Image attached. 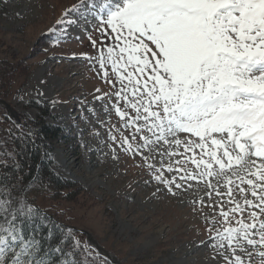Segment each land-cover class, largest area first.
Masks as SVG:
<instances>
[{"label":"rangeland","instance_id":"obj_1","mask_svg":"<svg viewBox=\"0 0 264 264\" xmlns=\"http://www.w3.org/2000/svg\"><path fill=\"white\" fill-rule=\"evenodd\" d=\"M102 2L97 0V4ZM81 3L82 0H0V61L17 65L24 60V73H28L12 86V96L6 99L0 96L14 110L18 121L10 118L3 104L0 107L32 135L36 136L43 124L62 129L55 141L50 142L42 134L37 143L56 174L84 189V195L74 199L76 205L59 201H48L46 205L54 208L61 204L68 211L67 225L78 229L75 239L83 248L88 245L95 249L88 241L89 233L122 264H227L224 256L231 248L223 239L224 229L239 227L237 221L241 219L250 222L246 219L247 211L231 213L234 204L229 203V186L223 177L219 178L218 187L222 197L206 186L210 181L215 187L216 178L181 180L182 176L203 168L197 169L191 163L192 158H201L202 149L185 151L184 142L198 140L197 137L182 133L169 136L172 143L157 142L159 130L151 121L141 118L130 125L125 122L136 113L114 95L123 87L107 60V47L115 43H108V37L112 39L115 34L107 35L111 30L101 25L99 18L84 17L87 3L73 10L74 5ZM61 20L62 23H57ZM102 31L105 35H101ZM105 45L106 64L101 68L96 50L101 52L98 47ZM124 84L127 85V80ZM130 88L124 91L131 99ZM32 102L43 108L31 106ZM47 105L50 114L43 111H47ZM115 107L127 113L124 119ZM145 138L149 143H145ZM174 139H180L181 145L177 146ZM203 158L209 159L206 155ZM169 166L172 172L168 171ZM218 168L213 164V171ZM160 174L167 180L174 179L181 187L157 181L155 177ZM232 180V198L244 207L236 188L240 181L235 177ZM30 185L26 190L25 184L5 189L0 183V225L8 226L5 221L8 213L4 212L8 205L4 202L12 201L9 212L25 200L31 205L37 203L44 192H35ZM221 207L229 212L227 220L220 215ZM257 251L264 248L258 245L251 261L246 254L239 251L237 254L245 264H259Z\"/></svg>","mask_w":264,"mask_h":264},{"label":"snow or ice","instance_id":"obj_2","mask_svg":"<svg viewBox=\"0 0 264 264\" xmlns=\"http://www.w3.org/2000/svg\"><path fill=\"white\" fill-rule=\"evenodd\" d=\"M84 3L88 5L84 17L99 18L111 30L107 35L115 34L114 46L107 47V60L123 87L114 95L136 113L125 122L151 121L159 130L157 142L172 143L168 137L182 133L198 138L186 140L185 151L202 149L201 158H192L191 163L203 168L181 180L216 178L215 187L210 181L206 186L222 197L218 187L223 177L229 186V203L234 204L231 213L247 211L250 221L241 219L239 227L224 229L223 239L231 248L224 260L245 264L239 251L251 261L257 246L264 248V219L260 218L264 217V0H103L100 4L82 0L73 10L83 8ZM96 59L104 68L103 52ZM128 86L131 99L124 91ZM115 111L121 119L127 115L120 107ZM145 143H149L147 138ZM174 143L179 146L182 141L174 139ZM213 164L219 166L217 171ZM168 171L173 168L169 166ZM232 177L240 181L236 188L244 207L232 198ZM155 179L181 187L163 174ZM4 203L8 205L4 208L8 226L0 225V264H78L68 259L73 252L65 250L68 240L73 241V251L81 247L74 229L54 224L63 238L53 246L52 229L47 238L39 235V227H46L43 222L50 219L43 210L25 200L9 212L12 201ZM220 215L227 220L229 212L221 207ZM256 255L259 264H264V251Z\"/></svg>","mask_w":264,"mask_h":264},{"label":"trees","instance_id":"obj_3","mask_svg":"<svg viewBox=\"0 0 264 264\" xmlns=\"http://www.w3.org/2000/svg\"><path fill=\"white\" fill-rule=\"evenodd\" d=\"M26 63L21 60L17 65H13L11 61H0V96L7 98L12 96V86L16 85V81L27 77L28 73H24ZM45 104V101L43 102ZM31 106L43 108L40 104L32 102ZM46 114H50L43 109ZM33 123V122H30ZM62 129L54 125L41 126L37 135H32L26 127L18 125L11 120L2 107H0V183L5 189L14 188L17 185L23 186L32 179L36 169H38L35 178L30 182V187L35 192L43 191L41 202L38 201L34 206L38 205L39 209L46 213V227H39L40 237L47 238L49 229H52V237L50 243L55 246L63 238V233L53 228L58 223L66 228H72L68 223V211L62 208L61 204L76 205V200L83 196L84 189L76 182L60 177L51 168L46 155L40 151L37 140L40 141L41 135L45 134L50 142L57 139L62 134ZM48 201H59L61 204L51 208L46 205ZM75 202V203H74ZM71 204V205H70ZM72 208V207H71ZM60 221V222H59ZM39 223V222H37ZM74 236L78 229H74ZM47 242V241H46ZM72 240H68L65 244V250L73 252L68 259H75L78 264H113L107 257L101 255L98 250L90 248L85 250V245L73 251Z\"/></svg>","mask_w":264,"mask_h":264},{"label":"water","instance_id":"obj_4","mask_svg":"<svg viewBox=\"0 0 264 264\" xmlns=\"http://www.w3.org/2000/svg\"><path fill=\"white\" fill-rule=\"evenodd\" d=\"M0 103L3 104L7 111L8 114L10 115V118L14 119L16 118V120L18 121V116L15 114L14 110L10 107V105L7 103V101L0 99ZM36 174V172L34 173V175ZM27 188V184L24 186V190H26ZM85 232V231H83ZM88 233V232H87ZM88 240L89 242L97 248V250L104 256L108 257L110 259V261L114 264H122L119 260H117L112 254H110L108 251H106L96 240H94L91 235L88 233Z\"/></svg>","mask_w":264,"mask_h":264}]
</instances>
